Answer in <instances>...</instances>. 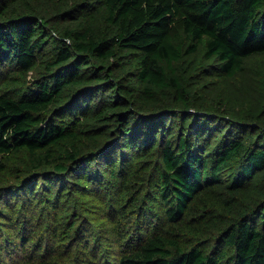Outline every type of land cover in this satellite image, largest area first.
I'll return each mask as SVG.
<instances>
[{
  "label": "trees",
  "instance_id": "16d2710c",
  "mask_svg": "<svg viewBox=\"0 0 264 264\" xmlns=\"http://www.w3.org/2000/svg\"><path fill=\"white\" fill-rule=\"evenodd\" d=\"M256 58L264 0H0V252L264 264Z\"/></svg>",
  "mask_w": 264,
  "mask_h": 264
},
{
  "label": "rangeland",
  "instance_id": "374dc122",
  "mask_svg": "<svg viewBox=\"0 0 264 264\" xmlns=\"http://www.w3.org/2000/svg\"><path fill=\"white\" fill-rule=\"evenodd\" d=\"M249 65L251 68H253L255 70H258V71L264 70L263 69L264 67L262 65L260 58H256V59L251 60L249 62ZM102 192L107 193V190L104 188ZM64 202H65V199H62L61 200V206L64 205ZM32 210H34L36 212V214H38V215L41 213V208L33 207ZM19 211H20V208H19ZM41 220L43 221V225L41 227L39 226V229L34 234V236L30 239L28 245L35 244V242H37V240L39 239V235L47 228V226H48V224H47L48 223L47 212H45V217H42ZM6 225H7V223L5 222V223H2V226H0V238H1L0 242H5V238H7L9 241L13 242L15 239L14 235L18 234L19 232H20V235L22 236L21 233L23 232V230H22L21 225H19L18 229H16V230L13 228H8ZM19 241L21 242V240H19ZM19 248H20V244L17 246V249H19ZM30 248H31V246H30ZM11 249H12V246H9V245L7 246L6 244H4L3 249H2L3 252L2 251L0 252V259L3 257L4 258L3 262H6V264H18L19 259L22 258V253L15 251L13 254H11V252H10Z\"/></svg>",
  "mask_w": 264,
  "mask_h": 264
}]
</instances>
